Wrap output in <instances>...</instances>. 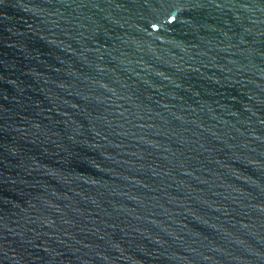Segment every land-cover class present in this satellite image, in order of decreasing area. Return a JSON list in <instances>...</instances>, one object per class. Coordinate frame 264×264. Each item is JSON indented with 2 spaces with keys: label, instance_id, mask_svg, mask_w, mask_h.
<instances>
[{
  "label": "water",
  "instance_id": "water-1",
  "mask_svg": "<svg viewBox=\"0 0 264 264\" xmlns=\"http://www.w3.org/2000/svg\"><path fill=\"white\" fill-rule=\"evenodd\" d=\"M0 264H264V0H0Z\"/></svg>",
  "mask_w": 264,
  "mask_h": 264
}]
</instances>
